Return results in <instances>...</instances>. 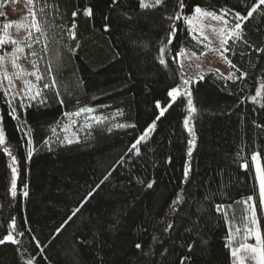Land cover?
I'll use <instances>...</instances> for the list:
<instances>
[{
	"label": "trees",
	"instance_id": "16d2710c",
	"mask_svg": "<svg viewBox=\"0 0 264 264\" xmlns=\"http://www.w3.org/2000/svg\"><path fill=\"white\" fill-rule=\"evenodd\" d=\"M180 3L33 0L43 35L31 28L22 53L42 79L34 78L31 94L16 93L0 75V240L11 232L15 241L0 243V264H233L244 202L257 190L252 155L264 157V95L251 99L264 83V4ZM195 6L226 13L228 28L235 13L256 11L240 21V39L225 45L230 73L208 71L185 84L176 53L201 45L176 13ZM13 50L6 43L0 55ZM176 87L181 95L171 101Z\"/></svg>",
	"mask_w": 264,
	"mask_h": 264
},
{
	"label": "snow or ice",
	"instance_id": "6c2138e0",
	"mask_svg": "<svg viewBox=\"0 0 264 264\" xmlns=\"http://www.w3.org/2000/svg\"><path fill=\"white\" fill-rule=\"evenodd\" d=\"M113 2H115V0H113ZM28 3L32 4L33 0H28ZM161 3H162V0H154V3L146 2V0H139V7L141 9L153 8V7L159 6ZM260 3L264 4V0H260ZM180 8H184L183 0H181ZM255 11H256V7L253 6L252 9L250 11H248L247 16H241V14L239 12L235 13L234 16H235L236 23L231 28L227 27L229 22H228L227 19H225L226 13L223 14V15H217L215 12L207 11V10L201 8L200 6H195L194 9H193L192 14L188 15V16L181 17L180 13H176V19H181L182 18L184 20L185 24L188 25L190 33L196 32L198 30V28H199L200 35L203 36L204 40H208L209 38L206 35H204V33H203V25H202L203 19L204 18H211L214 21L221 22L222 26L219 27V28H212V31L215 32L221 38L220 39V45H221V47H223L224 45H226L228 43V40L230 38L240 39V36H241V23H240V21L248 19L249 17H251L253 15V13ZM29 13L31 15L30 27L32 29H34L36 32H39V33H41V35H43V31L41 29V26L37 23L35 13L32 12L31 8H29ZM0 15H2V14H0ZM72 15L76 16L77 13L73 12ZM84 15L91 16L92 15V10L91 9H85L84 10ZM27 19L28 18L25 17V20H27ZM13 23H16L17 27L24 26L22 23H17V22H13ZM11 26H12V24H10V23H5L3 25V29L5 31H4L3 35H0V46L4 45L6 43H12V44L16 45V47H15V49L13 51V54H12V66H13V68L19 69V65L16 62L19 59V57L16 56L15 53L23 52L24 49L19 46V42H17L14 39H11V37H9L7 35V29L10 28ZM73 27H75V25H73ZM105 30H107V27L105 28ZM69 32H70V37L72 39H75V33L72 32L71 29L69 30ZM171 35H172V32L170 31V33H169V37L170 38L168 39V43L169 44L172 43ZM30 38H31V34L29 33V39ZM28 47H31V45L29 44ZM160 52H161L160 63L164 64L165 63V61L163 59L164 47H161ZM183 54H184V49L182 48V49L179 50V52L176 53V57L178 58V57L182 56ZM193 55H195V53H193ZM3 60H4V56H0V64H2ZM228 63H229V65L231 67H233V68L235 67V65H233L231 63V61H228ZM33 67L35 68V65H33ZM20 74L35 76L37 80L42 79V77L38 74V70L37 71H33L31 73H26V72H23V70H21L20 72L17 73V75L19 76ZM241 75H243V73ZM4 78L5 79H9L7 73H4ZM228 79H232V76L229 75ZM188 82L189 81H187V80L184 81L185 84H187ZM9 83H11L10 80H9ZM24 85H25V89L30 94L32 93V90L36 88V85L32 84L29 81H24ZM44 87L47 88V87H49V85L45 84ZM39 95H40V92L37 90V91H35L34 94H32L30 96V98L35 99L36 96H39ZM168 95L172 98L173 101H175L177 96L181 95V90H180L179 87L172 88L168 92ZM187 95L189 97V99H188V108H189V112L191 113V112L195 111V108L193 107V104H192L191 93L187 92ZM262 95H264V83L260 84V87L256 89L255 96L251 97V99H252L253 102H257V97H260ZM157 107H160L159 102H157ZM80 111H82V112L83 111L90 112V111H92V109H81ZM164 111H165V109H161L160 115L157 116V118H156L157 120L160 118V116L164 115ZM75 115H79V112L75 113ZM124 126L125 125H120V127H124ZM185 127H188V120L187 119L185 120ZM154 128H155V121L151 125H149L147 129H145L144 134L141 135L140 138L136 141V143L132 145V148L135 149L137 147V144H139L141 141L145 140L148 137V135L150 134V132L154 130ZM188 130L191 133V131H192L191 128H188ZM3 143H4V133H3L2 130H0V144H3ZM28 143H29V145H31V140H29ZM190 145L194 146V141H190ZM5 151H7V149H5ZM191 152H192V147H189V149H188L189 155H191ZM28 154H29V156H31V148H29V153ZM12 159H13V164H15V157H13ZM252 159L255 162L256 177H257V181L259 183L260 205H261L262 208H264V167H261L259 154L253 153ZM245 167H246V165H245ZM189 171H190V168L186 164L185 165V172H184L185 179H187ZM12 172H13L12 194L15 195L16 169L14 167L12 168ZM148 187L151 188L152 184L149 183ZM25 195H27L26 192H25ZM89 195H91V193H89ZM252 199H253V197L250 196V197H248V200L245 201L244 203L248 204V201H251ZM179 202H180V197L178 196L177 200H175L173 203H179ZM222 207L223 206L218 205L217 209L221 210ZM248 207H249V209L251 211L250 223H251L252 227L246 229V231L248 232L249 235H254L255 236L256 245L255 246H250V245L244 244V245H241V248L243 250L249 251V252H251L253 254L252 258L256 261V264H264V239L261 238V235H260V232H259V229H258V226H257L258 222H257V219H256V209H255L254 205H248ZM77 211H78V209H77ZM73 215H75V212L73 213ZM70 219H71V217H69V220ZM172 226L173 225L171 223H169L167 225V227L164 229V231H167L168 228H171ZM9 227L15 229V221L14 220L9 225ZM58 231H59V229H58ZM237 231H239V229H237ZM229 239H231V236H229ZM5 241L15 242L11 232H9L7 235H5L4 238L2 240H0V243H4ZM135 247L137 249H140L141 245L140 244H136ZM188 247L191 250L192 246L189 245ZM239 251H240V249H232V256H233L234 260L239 261L240 264H242V261H240V258L237 255V253ZM26 264H33L32 259H29L26 262Z\"/></svg>",
	"mask_w": 264,
	"mask_h": 264
},
{
	"label": "rangeland",
	"instance_id": "374dc122",
	"mask_svg": "<svg viewBox=\"0 0 264 264\" xmlns=\"http://www.w3.org/2000/svg\"><path fill=\"white\" fill-rule=\"evenodd\" d=\"M29 8H31V4L28 3V0H0V14H2L0 15V21L3 19L4 23L12 24V26L7 29V35L11 37V39H14L17 42H19V46L22 48L24 46V41L26 40V37L31 30L30 27L31 15L29 13ZM25 17H27L28 19L25 20ZM13 22L22 23L24 26L17 27L16 23ZM202 25H203V33L209 38L208 40L203 39V36L200 35L199 28L196 32L192 33L198 46L200 43L201 50L196 51V50L183 48L184 54L178 57V63L182 71L186 75V80L189 82L191 80H197L208 71H216L224 75H228L230 73L228 62L224 56L225 45L221 47L220 45L221 38L215 32L212 31V28L221 27L222 23L219 21H214L211 18H204L202 21ZM15 47L16 45L14 44V49ZM13 51L5 55H0V56H4V60L2 64H0L1 79L3 80L5 87L9 91L12 92L14 91L16 93H19V91L27 92V90L25 89L24 81H29L32 84H34L35 76L24 75V74H20L18 76L17 73L20 72L21 70H23V72L26 73H31L34 71V68L31 64H29L25 60L22 52L15 53V55L19 57V59L16 61L17 64L19 65V69L13 68L12 66ZM193 53H195V55H193ZM4 73H7L9 79L4 78ZM9 80L11 81V83H9ZM259 159H260L261 167H264V157L259 156ZM252 168L257 184V190L256 193L248 196V197L250 196L253 197V199L251 201H248V204H246V208H247L246 218L243 221L244 222L243 226L245 227V236H244V242L241 245L247 244L250 246H255L256 245L255 236L249 235L248 232L246 231V229L252 227L250 223L251 211L248 205L255 206L256 219L258 222L257 226L262 239H264V208H262L260 205L259 183L257 181L255 162L253 161V159H252ZM228 225L230 226L231 223L229 222ZM240 226L241 225H238L237 227L239 228ZM241 245H239L238 247H231V254H232V249H240L237 255L240 258V261H242V264H256V261L252 258L253 254L249 251L243 250L241 248ZM232 259H233V264H240L239 261L234 260V258Z\"/></svg>",
	"mask_w": 264,
	"mask_h": 264
}]
</instances>
